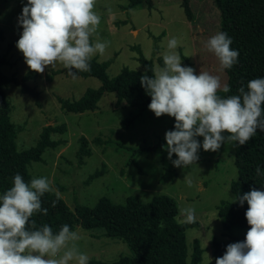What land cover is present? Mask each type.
Here are the masks:
<instances>
[{
    "label": "rangeland",
    "instance_id": "1",
    "mask_svg": "<svg viewBox=\"0 0 264 264\" xmlns=\"http://www.w3.org/2000/svg\"><path fill=\"white\" fill-rule=\"evenodd\" d=\"M152 1V8L142 4L126 11L128 0H96L101 23L93 40L98 37L101 42L108 41L109 46L104 54L98 53L94 58L99 62L110 61L109 77H116L125 67L142 70L138 50L154 66L162 65L167 41L176 37L181 41L177 51L184 66L195 69L197 75L200 70L218 75L222 84H227L225 70H220L218 59L205 47L207 40L220 32L221 16L214 0H190L192 21L185 17L182 0ZM26 3L27 0H0V28L5 31L1 52L7 59L2 73L20 82L29 71L16 47L23 30L18 26V17ZM28 85L38 92L37 99L22 93L21 85L12 83L5 89L13 107L12 122L23 129L17 137L18 150L35 147L44 127L66 126L64 133L53 135L61 144L56 149H47L42 160L32 162L28 169L33 178L50 179L53 192L58 193L73 211L77 205L93 208L103 197L124 204L126 198L133 195L148 202L155 195L165 194L177 201L178 215L182 208L195 209L199 226L186 234L189 259L195 240L203 249L201 264H215L220 257L215 253L214 240L226 242V247L240 242L234 239L242 236L243 231H225L218 216L222 203L234 198L231 184L238 178L235 145H222L217 152H205L201 148L196 164L175 167L172 160L177 157L173 154L169 160L165 147L162 152L134 153L135 149L157 145L171 129L174 118L167 115L157 118L147 108L134 125L125 128L123 119L133 118L137 111L126 103L118 104L113 93H106L93 112L66 113L61 109L59 98L78 100L88 89L100 88L101 82L95 78L73 79L59 63L46 68ZM82 137L92 149L90 157L80 154ZM97 138L100 144L95 143ZM198 139L202 143L203 138ZM162 156L165 161L161 160ZM96 171L103 175L89 179ZM74 231L81 236L78 244L89 256L88 263L92 260L113 262L122 255H130L124 242L106 237L103 229L85 230L78 226Z\"/></svg>",
    "mask_w": 264,
    "mask_h": 264
},
{
    "label": "clouds",
    "instance_id": "2",
    "mask_svg": "<svg viewBox=\"0 0 264 264\" xmlns=\"http://www.w3.org/2000/svg\"><path fill=\"white\" fill-rule=\"evenodd\" d=\"M100 23L96 0H27L18 17L23 30L16 47L30 71L43 74L59 63L77 79V72L91 71V60L109 46L98 37L93 40ZM180 43L176 37L169 39L163 64L153 67V75H142L140 83L151 97L148 109L155 117L174 118V129L165 133V148L169 160L173 154L177 157L172 160L175 167L186 168L196 164L201 148L217 152L226 144L243 146L257 130L264 131V78L248 81L238 94L218 95L229 93L230 86L222 84L218 75L201 70L197 75L195 69L184 66L177 51ZM231 44L225 32L216 33L205 44L221 71L238 62L239 52ZM256 173L262 174L259 166ZM52 183L47 177L25 182L17 173L12 186L0 195V264H88L89 256L78 244L81 236L68 224L54 232L48 224L37 226L32 219L35 213L47 215L41 198L54 191ZM237 201L241 206L248 204L249 229L243 241L227 245L215 264H264V190L253 188L232 203ZM176 219L181 224L195 223V209H180Z\"/></svg>",
    "mask_w": 264,
    "mask_h": 264
},
{
    "label": "trees",
    "instance_id": "3",
    "mask_svg": "<svg viewBox=\"0 0 264 264\" xmlns=\"http://www.w3.org/2000/svg\"><path fill=\"white\" fill-rule=\"evenodd\" d=\"M142 4L153 7L152 0H128L124 10L130 11ZM221 16L220 32H225L232 39L231 48L238 50V62L231 69H224L227 76L229 93L220 91L218 95L228 96L238 94L240 87L247 86L248 81L264 78V0H214ZM185 17L188 21L194 19L190 0H182ZM5 41V31L0 28V195L12 186L13 177L19 173L25 182L33 177L29 172L32 162H40L47 149H56L61 142L53 139V135L62 134L66 126H46L35 147L19 151L17 146L18 133L23 129L17 127L11 119L12 104L5 89L12 83L21 85L22 93L38 98V92L32 89L29 81L38 78L39 74L28 71L18 81L2 73V67L7 59L1 52V44ZM139 62L142 70H132L125 67L114 78L109 77L110 61L99 62L91 60V71L77 72L78 78H95L101 82L98 89H88L78 100L59 98L61 109L66 113L81 114L93 112L106 93H113L117 103H126L136 110L133 118H124L123 127L134 125L141 112L148 108L151 97L141 86L140 77L144 74L153 75V62L145 58L138 50ZM66 70V69H65ZM67 71V70H66ZM76 71V70H73ZM68 73V72H67ZM48 79L51 81L52 77ZM172 124L171 129H174ZM100 139L95 143L100 144ZM165 138H160L152 148L135 149V154L159 150L165 147ZM80 154L90 157L92 149L85 137L81 138ZM165 161L164 156L161 157ZM136 164V162H134ZM235 166L238 171L237 180L231 184L233 197L243 195L253 188L264 190V131L257 130L254 137L243 145H235ZM260 167L261 175H257L256 168ZM103 175L96 171L89 179L93 180ZM88 183V182H87ZM42 207L47 209V215L42 212L32 217L37 226L48 224L53 231L59 230L63 224H68L71 230L78 226L85 230L103 229L104 235L124 242L130 250V255H122L116 261L103 262L92 260L88 264H201L203 249L198 240L193 242L192 254L189 259L187 232L199 226L181 224L176 219L178 215L177 201L165 194L155 195L145 202L139 196L126 198L124 204L113 202L107 197L99 200L93 207L77 205L73 211L64 199L56 192L46 193L42 198ZM55 201V205L53 202ZM223 202L218 209V216L222 219L223 229L231 231L238 229L243 235L235 241H243L249 225L245 218L248 208L247 202L243 206L239 202ZM215 253L220 257L225 252L226 242L213 241Z\"/></svg>",
    "mask_w": 264,
    "mask_h": 264
}]
</instances>
